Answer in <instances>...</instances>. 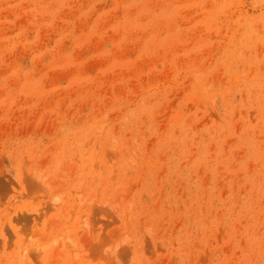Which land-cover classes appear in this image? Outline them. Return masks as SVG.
Segmentation results:
<instances>
[{
    "label": "rangeland",
    "instance_id": "374dc122",
    "mask_svg": "<svg viewBox=\"0 0 264 264\" xmlns=\"http://www.w3.org/2000/svg\"><path fill=\"white\" fill-rule=\"evenodd\" d=\"M0 264H264V0H0Z\"/></svg>",
    "mask_w": 264,
    "mask_h": 264
}]
</instances>
